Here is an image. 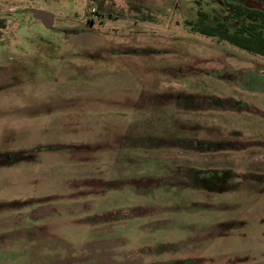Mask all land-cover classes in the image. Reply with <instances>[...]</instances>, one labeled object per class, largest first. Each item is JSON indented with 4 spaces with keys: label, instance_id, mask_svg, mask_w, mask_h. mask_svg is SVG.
<instances>
[{
    "label": "rangeland",
    "instance_id": "obj_1",
    "mask_svg": "<svg viewBox=\"0 0 264 264\" xmlns=\"http://www.w3.org/2000/svg\"><path fill=\"white\" fill-rule=\"evenodd\" d=\"M230 3L0 0V264H264V57L187 24Z\"/></svg>",
    "mask_w": 264,
    "mask_h": 264
},
{
    "label": "trees",
    "instance_id": "obj_2",
    "mask_svg": "<svg viewBox=\"0 0 264 264\" xmlns=\"http://www.w3.org/2000/svg\"><path fill=\"white\" fill-rule=\"evenodd\" d=\"M253 5L244 3L227 4L233 27L217 17H209L198 11L197 19L187 24L191 31H199L220 42L227 43L248 54L264 57V0H253Z\"/></svg>",
    "mask_w": 264,
    "mask_h": 264
},
{
    "label": "water",
    "instance_id": "obj_3",
    "mask_svg": "<svg viewBox=\"0 0 264 264\" xmlns=\"http://www.w3.org/2000/svg\"><path fill=\"white\" fill-rule=\"evenodd\" d=\"M26 10L31 13L33 19L40 21L45 28L50 29L52 27L54 19V15L52 13L34 8Z\"/></svg>",
    "mask_w": 264,
    "mask_h": 264
}]
</instances>
